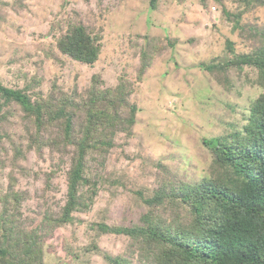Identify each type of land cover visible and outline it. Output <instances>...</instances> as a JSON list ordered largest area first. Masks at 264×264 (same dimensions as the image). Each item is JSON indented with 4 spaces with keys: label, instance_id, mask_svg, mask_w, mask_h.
I'll list each match as a JSON object with an SVG mask.
<instances>
[{
    "label": "rangeland",
    "instance_id": "rangeland-1",
    "mask_svg": "<svg viewBox=\"0 0 264 264\" xmlns=\"http://www.w3.org/2000/svg\"><path fill=\"white\" fill-rule=\"evenodd\" d=\"M156 6L151 0H0V85L25 89L35 101L53 91L84 95L94 75L104 87L123 78L133 85L130 102L140 109L132 135L118 134L105 167L91 163L102 181L90 209L51 230L45 218L67 202L71 159L60 162L56 151L29 148L34 131L27 129L25 113L17 104L2 107L9 121L1 129L8 138L0 143V212L11 189L23 195L19 226L45 235L44 264H109L105 254H125L129 240L101 236L96 225L138 221V191L151 197L165 176L188 182L207 177L213 158L204 140L230 132L232 123L244 124V113L263 92L255 68L218 71L234 57L228 41L235 54L264 46V0H158ZM80 22L103 36L92 67L55 45L69 24ZM150 43L157 50L140 81L141 50ZM84 191L89 195L92 188ZM1 224L0 218V236ZM94 243L98 250H90Z\"/></svg>",
    "mask_w": 264,
    "mask_h": 264
},
{
    "label": "trees",
    "instance_id": "trees-1",
    "mask_svg": "<svg viewBox=\"0 0 264 264\" xmlns=\"http://www.w3.org/2000/svg\"><path fill=\"white\" fill-rule=\"evenodd\" d=\"M157 2L151 0L153 9ZM102 38L80 22L69 24L64 33L56 36L55 45L61 54L92 67L100 58ZM228 49L234 57L223 62L218 72L230 67L255 68L256 82L263 92L244 113V124L232 123L230 132L204 140L213 158L207 177L188 182L165 176L151 197L138 191V221L96 225L101 236L129 240L125 254H105L109 264H264V46L251 53L235 54L234 44L228 41ZM156 50L151 43L141 50L140 81L151 67ZM210 66L205 68L213 69ZM221 79L230 89L231 81H226L225 76ZM104 84L100 75H94L84 95L53 91L35 101L25 89L0 85V143L3 137L8 138L1 129L9 121L2 107L17 104L26 115L27 129L34 131L29 148L56 151L60 162L65 157L71 159L67 202L58 215L45 218L51 230L71 224L76 212L90 209L102 181L101 174H93L91 163L105 167L118 134L132 135L140 111L130 102L133 85L123 78L115 87ZM15 183L14 179L12 186ZM86 186L92 188L89 195L84 191ZM23 198L11 189L4 200L0 212V264L45 262V235L19 226ZM89 248L99 249L96 243Z\"/></svg>",
    "mask_w": 264,
    "mask_h": 264
}]
</instances>
